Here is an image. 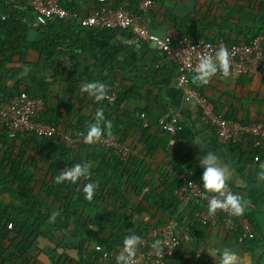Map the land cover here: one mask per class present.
<instances>
[{
    "label": "crops",
    "instance_id": "crops-1",
    "mask_svg": "<svg viewBox=\"0 0 264 264\" xmlns=\"http://www.w3.org/2000/svg\"><path fill=\"white\" fill-rule=\"evenodd\" d=\"M28 1L0 0V11L7 21L0 24V41H4L3 46L0 43V103L18 91L34 95L42 101L41 116L57 122L59 136L46 143L27 136L10 138L0 125V211L29 206L11 182L14 177L10 165L16 161L28 179L22 194L30 202L35 201L33 190L38 191L43 181L47 180L48 187L56 186L60 171L83 162L91 165V175L76 184L83 187L96 183L98 198L90 206L83 203V198L70 203L69 223L64 222L68 218L65 215L55 219L66 226L56 241L59 247L48 238H31L33 245L25 254L30 262L115 264V257L93 258L94 245L118 239L132 228L168 221L180 239L168 264H215L207 249L225 247L236 253V264H264V181L257 178L264 152L254 160L256 153L248 141L218 143L213 128L201 119L200 106L183 98L177 86L176 66L166 61L152 43L125 31L82 28L70 19L37 24ZM58 2L80 16L98 4L135 5L137 10V3L129 0ZM147 14L149 30L173 40L190 34L238 42L264 31V0H154ZM192 75L189 86L206 97L217 114L240 121L264 119V79L258 75L214 76L204 86L194 85ZM92 81L114 90L116 101L97 103L82 93L80 85ZM101 109L112 123L110 134L130 150L126 155H116L118 159L72 143L75 136L87 132ZM174 114L179 118L178 130L167 133L158 120ZM209 151L226 168L229 190L246 201L244 214H248L255 231L250 241L236 239L233 218L221 217L205 226L197 224L195 202H183L175 194L180 172H189L203 183L199 158ZM59 189L75 193L72 187L68 189L67 182ZM57 190L54 187L52 192ZM59 202L64 199L58 193L53 205L58 208ZM86 212L92 213L95 224L101 227L94 238L90 229H97L87 220ZM39 224L41 230L47 227L46 223ZM25 228L27 234L30 230Z\"/></svg>",
    "mask_w": 264,
    "mask_h": 264
},
{
    "label": "built area",
    "instance_id": "built-area-1",
    "mask_svg": "<svg viewBox=\"0 0 264 264\" xmlns=\"http://www.w3.org/2000/svg\"><path fill=\"white\" fill-rule=\"evenodd\" d=\"M97 1L100 3L103 0ZM135 1L137 11L124 6L106 7L98 4L84 16L62 7L58 0H29L28 4L37 24L70 19L82 28L103 27L125 31L135 38L152 43L166 61L176 66L177 86L183 98L186 101L193 100L200 106L201 119L213 128L215 140L222 144L248 141L250 147L256 151L254 155L256 160L258 154L264 152V121H240L217 114L214 105L199 91L189 86V75L193 74L201 54L214 53L219 47L224 46L231 53V75L239 77L255 74L264 79V33H258L246 41L238 42L222 39L209 40L190 34L173 40L167 36L156 35L148 28L150 17L147 12L154 0ZM5 18L6 16L0 11V20ZM216 76L222 77L219 73ZM114 99V90H108L106 100L113 102ZM42 108L43 104L39 98L25 91H19L9 100L0 103V125L10 138L20 132H29L38 138H49L57 133V128L54 124L40 119ZM158 124L164 131L172 134L178 130L179 118L175 114L161 117ZM84 135L86 134L75 136L72 143L74 145L88 144L84 140ZM91 146L108 147L116 155H126L130 151L114 135L107 133ZM178 178L180 185L175 194L183 202L193 200L198 204L199 208L194 215L199 225L217 223L221 217L233 218L236 223L232 228L238 233V241L253 237L252 225L245 216L232 215L222 210H218L215 215H210L208 203L213 194L206 193L203 183L194 179L189 172H180ZM135 234L141 238L135 264H168L180 245V239L173 232L170 222L157 223L143 233ZM156 240L163 242L162 255H156L152 248ZM94 250L105 259L116 257L123 251V240L113 245L95 244Z\"/></svg>",
    "mask_w": 264,
    "mask_h": 264
},
{
    "label": "clouds",
    "instance_id": "clouds-1",
    "mask_svg": "<svg viewBox=\"0 0 264 264\" xmlns=\"http://www.w3.org/2000/svg\"><path fill=\"white\" fill-rule=\"evenodd\" d=\"M231 53L229 50L221 46L214 53H205L199 56L198 63L193 69L191 82L197 86L208 85L212 78L218 73L227 78L230 76ZM80 91L86 93L97 103L107 99V90L105 84L101 82H84L80 85ZM112 123L105 119L103 110H97L95 121L89 124L84 140L88 144H94L100 141L105 134L111 132ZM257 160L259 158L257 157ZM200 167L203 169L202 182L203 189L206 193L213 194L208 203V212L215 215L218 210L229 212L232 215H243L246 209V201L239 194L232 193L227 184L228 172L219 162L217 155L209 151L206 155L199 158ZM91 165L88 162L76 163L70 167H66L55 177L56 184L70 182L76 184L82 178L88 179ZM260 171L257 173L258 180L264 181V163L259 164ZM97 184L86 183L83 185L85 199L92 201L96 195ZM57 213L54 212L50 218V222H54ZM95 230V229H94ZM187 239V237H185ZM141 238L134 232L123 239V251L115 257V264H135L137 248ZM152 248L156 255L163 254V242L156 240L152 244ZM203 250V249H201ZM209 254L214 258L215 264H236L237 256L231 248L215 249L208 248Z\"/></svg>",
    "mask_w": 264,
    "mask_h": 264
},
{
    "label": "trees",
    "instance_id": "trees-1",
    "mask_svg": "<svg viewBox=\"0 0 264 264\" xmlns=\"http://www.w3.org/2000/svg\"><path fill=\"white\" fill-rule=\"evenodd\" d=\"M129 1L136 3L135 0H129ZM116 6H118V5H115L113 7H116ZM129 8L133 11H137L135 5L131 6ZM70 11H74V10H70ZM3 23H5V24L7 23L6 19L0 20V24H3ZM259 33H264V31L259 32ZM257 34L258 33L250 36L248 39L252 38L253 36H255ZM3 42L4 41H0V43H2V46L4 45ZM1 50L2 49L0 46V53H1ZM18 92H16V93H18ZM115 101H116V96H115V99L113 102H115ZM41 115H42V112H40V119L41 120H43L45 122H49L51 124H54L57 128V133L55 135H53L49 138H44V137L39 138L41 140V142L42 143L52 142V141L58 139L59 135H58V124H57V122L54 121L53 119H49V118L43 117ZM254 121H264V119L263 120H254ZM4 132L6 133V130H4ZM105 133L110 134L108 132H105ZM83 134H86V132L81 133L80 135H83ZM17 136H23V137L27 136L33 140L35 138H38L29 132L16 133V135L13 138H15ZM78 146L80 148H82V147H90L91 149L96 148L100 151L106 152V154L111 155L112 157H114L116 159L119 158L108 147H95V146H91L88 144H78ZM253 150H254V148H253ZM255 153H256V151H255ZM10 168H11V175H13V177H14L11 182L16 184V188L18 190V194H19L21 200L22 201L24 200L25 203L29 204V206L24 205V206H20V207H13V206L12 207H6L0 211V264H32L30 262V260L28 259V257L25 255L26 250L31 245H33V241L31 239L32 231L39 232V237L48 238L50 241L52 240V242L55 243V247H57V246L59 247L60 242L56 243V241L58 238H60L62 236L63 232H61L60 230H66V226H62V225H60L61 223H58L56 221L50 222L49 221L50 216L54 212L57 213L56 219L59 217H62V215H65L69 219L68 218L65 219L64 222L69 223L70 220L72 219V218H70L71 213H72L70 203L75 202V201H80L83 198V203L86 206H90V205H92V202H97L98 198L96 196H94L92 201L86 200L82 185L80 186L78 184H72L70 182H67L68 183V189L72 187L73 188L72 190L75 191L74 194H71L70 192H68L65 189H59V185L64 186L65 183L56 184V186L48 187V186H46L47 180H45V181H43V183H42V185L38 191H36V189L33 190L34 192H33L32 196L35 199V201H33L35 203L30 202V199H28L27 197L24 196V194H22L24 191V186L28 182V179L24 176V169L20 165L19 161H16L15 163H11ZM54 187H56V189H58L56 192H52ZM58 193L64 199V202H59V207L56 208L53 205V204H55L53 202L57 201ZM30 204L32 206H30ZM195 204H196V208L194 210L193 216H194V219L196 221L194 214H195V211L199 208V206L197 203H195ZM242 216H245L248 219V221L250 222L248 214L247 215L243 214ZM86 218L89 221V223L96 226L97 230L95 232L90 229V232L92 233L91 238H94L96 232L101 231L100 230L101 227L99 225L95 224L94 217H93L92 213H87ZM41 222L46 223L47 227L44 228L43 230H37L36 224H39ZM164 222H168V221H164ZM164 222H159V223H164ZM196 223L199 224L197 221H196ZM26 226L30 230L27 232V234H25V232L27 231V228H25ZM24 228H25V230H24ZM148 228L149 227H147V228L138 227V228L129 229V230L125 231L120 237L118 236L117 237L118 239L107 240V242L102 243V244L103 245H108V244L113 245V244L119 243L124 239L125 236L129 235L130 232L141 234V233H143V231L147 230ZM235 236L237 239V237H238L237 232L235 233ZM253 236H255L254 229H253ZM80 237H81V239H83L84 235L80 234ZM252 238L253 237L245 238L241 242L250 241ZM4 241L8 242V245L5 244ZM10 247H12L11 248L12 250H10ZM81 247L82 246L79 245L80 253L83 252V249H81ZM94 254H95V257H93V258H95V259L97 258L98 255L100 256V254L98 252H96ZM81 262H86V261L81 260Z\"/></svg>",
    "mask_w": 264,
    "mask_h": 264
},
{
    "label": "rangeland",
    "instance_id": "rangeland-1",
    "mask_svg": "<svg viewBox=\"0 0 264 264\" xmlns=\"http://www.w3.org/2000/svg\"><path fill=\"white\" fill-rule=\"evenodd\" d=\"M43 227L40 225V224H36V229L37 230H41ZM37 236H39V232H34V231H32V233H31V238H34V237H37Z\"/></svg>",
    "mask_w": 264,
    "mask_h": 264
}]
</instances>
